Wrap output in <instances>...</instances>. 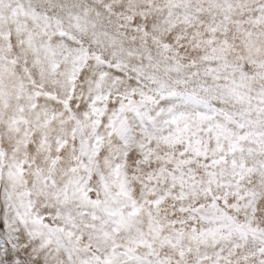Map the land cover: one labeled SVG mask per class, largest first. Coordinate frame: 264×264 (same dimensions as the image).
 Listing matches in <instances>:
<instances>
[{"label":"snow or ice","instance_id":"1","mask_svg":"<svg viewBox=\"0 0 264 264\" xmlns=\"http://www.w3.org/2000/svg\"><path fill=\"white\" fill-rule=\"evenodd\" d=\"M0 264H264V0H0Z\"/></svg>","mask_w":264,"mask_h":264}]
</instances>
